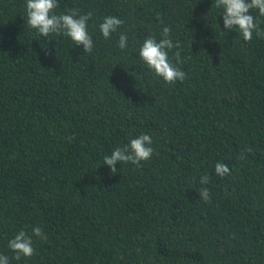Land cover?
Instances as JSON below:
<instances>
[{
  "label": "trees",
  "instance_id": "1",
  "mask_svg": "<svg viewBox=\"0 0 264 264\" xmlns=\"http://www.w3.org/2000/svg\"><path fill=\"white\" fill-rule=\"evenodd\" d=\"M57 2V15L92 13V53L29 27L26 0H0V254L10 264H264V38L225 29L215 0ZM107 16L124 23L106 39ZM164 27L179 43L169 60L186 73L175 84L139 59ZM141 134L151 158L112 174L104 157ZM217 163L230 174L216 175ZM20 231L35 251L16 260L8 243Z\"/></svg>",
  "mask_w": 264,
  "mask_h": 264
},
{
  "label": "clouds",
  "instance_id": "2",
  "mask_svg": "<svg viewBox=\"0 0 264 264\" xmlns=\"http://www.w3.org/2000/svg\"><path fill=\"white\" fill-rule=\"evenodd\" d=\"M57 0H26L27 23L29 27L35 29L38 34L48 37L50 34L69 37L75 46H83L85 53H92L93 40L88 33V22L92 18V13L80 14L78 9H69L68 13L55 14L58 8ZM215 7L222 9L223 25L225 29L238 30L245 41L251 42L253 33L264 38V29H261V20L251 14L252 10H258L259 17L264 18V0H215ZM124 22L116 16H107L99 24L100 32L104 38H109L116 32ZM169 27H164L162 37L159 41L154 36L147 37L139 49V59L155 74L168 84H175L177 81L186 79V73L173 65L168 56V51L174 47L179 48V43L175 45L168 38ZM118 47L124 50L128 47V37L121 34ZM179 62L180 53L175 54ZM153 141L147 134H141L136 138L130 139L129 143L123 147H117L110 156L104 157V165L109 166L112 174L117 173V163H131L141 167L143 161H148L154 149L151 147ZM251 151V149H248ZM241 159L244 157L241 156ZM215 173L220 177L230 174L227 165L217 163ZM209 176L201 177L200 183L207 184ZM199 197L205 202H210V193L207 188H202ZM33 235L41 240H46L47 235L42 228H33ZM8 247L15 253L14 259L20 260L21 257L34 255L33 240L25 232L20 231L8 243ZM0 264H10L6 255L0 254Z\"/></svg>",
  "mask_w": 264,
  "mask_h": 264
}]
</instances>
